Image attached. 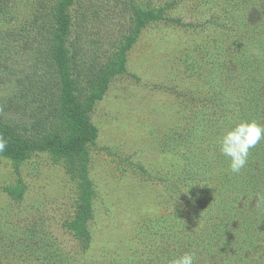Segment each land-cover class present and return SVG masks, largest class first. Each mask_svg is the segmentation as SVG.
Wrapping results in <instances>:
<instances>
[{
    "label": "rangeland",
    "instance_id": "1",
    "mask_svg": "<svg viewBox=\"0 0 264 264\" xmlns=\"http://www.w3.org/2000/svg\"><path fill=\"white\" fill-rule=\"evenodd\" d=\"M58 3L0 0V113L27 139L48 123ZM69 10L74 99L97 137L64 156L0 154L1 235L17 249L0 244V264H264V140L238 174L218 151L233 122L264 125V0ZM27 74L38 88L20 98Z\"/></svg>",
    "mask_w": 264,
    "mask_h": 264
},
{
    "label": "trees",
    "instance_id": "2",
    "mask_svg": "<svg viewBox=\"0 0 264 264\" xmlns=\"http://www.w3.org/2000/svg\"><path fill=\"white\" fill-rule=\"evenodd\" d=\"M74 0H59V3L54 7V21L52 22V57L50 64L54 68L52 79L49 83L50 100L45 106L47 125L33 120L31 126L33 136L27 139L29 134L24 133V126L12 125L2 118L0 113V136L7 141V146L3 152L16 163L22 162L33 150H49L52 153L64 156L68 153H75L77 146L83 147L87 143L94 142L97 137L96 128L81 117L77 111L76 100L74 99L75 77L73 71L72 51L66 45V39L70 31V6ZM36 38L39 33L36 32ZM18 36L24 35L16 32L11 33L10 38L15 39ZM41 36V33H40ZM25 40H21L18 44L19 48L28 49ZM36 41L31 39L29 49ZM23 43V44H22ZM101 78V76H100ZM24 80H26L24 82ZM24 84V85H23ZM20 98L24 91H36L38 85L33 77L25 75L20 83ZM44 90V89H43ZM40 92V89H39ZM65 132L70 135L65 136ZM253 178V176H251ZM0 229V244L5 250L13 248L7 237L1 235ZM28 251L35 254L39 251L37 243L29 245ZM14 250H17L14 247Z\"/></svg>",
    "mask_w": 264,
    "mask_h": 264
},
{
    "label": "clouds",
    "instance_id": "3",
    "mask_svg": "<svg viewBox=\"0 0 264 264\" xmlns=\"http://www.w3.org/2000/svg\"><path fill=\"white\" fill-rule=\"evenodd\" d=\"M262 140H264V125L255 120H239L221 131L218 137V151L227 158L228 170L233 174H238L245 167L250 150ZM6 146L7 141L0 136V152H3ZM195 262L194 253L184 252L171 259L169 264H195Z\"/></svg>",
    "mask_w": 264,
    "mask_h": 264
}]
</instances>
